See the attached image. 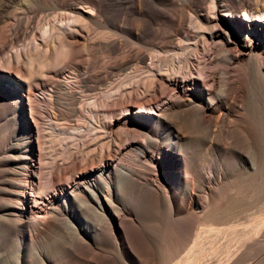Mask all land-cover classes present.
Segmentation results:
<instances>
[{"label": "bare ground", "instance_id": "6f19581e", "mask_svg": "<svg viewBox=\"0 0 264 264\" xmlns=\"http://www.w3.org/2000/svg\"><path fill=\"white\" fill-rule=\"evenodd\" d=\"M111 1L86 0L84 5L70 6L69 20L61 18L59 24L42 28L41 42L11 47L9 52L8 39L0 44V121L5 120L7 126L15 123L21 131L17 147L0 146V162L7 165L0 172L7 175L0 178L4 184L0 186V246L2 236L14 228L28 236L29 247L38 245L36 251L27 252L25 260L19 249L14 264H52L45 252L66 254L74 264H117L114 254L106 250L112 242L117 252L134 250L149 255L155 250L143 226L158 207L165 206L169 217L182 226L192 224L191 217L195 218L196 232L187 251L191 256L184 259L187 264L210 262L204 258L206 254L214 256L215 264L243 263L253 256L256 245L264 248V238L259 235L264 218L254 224L244 221L245 225L238 227L235 217L230 220L221 213L212 214L209 207L215 192L211 182L223 187L227 171L213 162L207 178L199 172L194 175L188 161L200 148L228 158L238 156L242 139L249 148L254 143L252 110L240 98L244 79L260 82L264 88V0H221V13L212 0H191L200 14H188L183 7L168 14L166 9L162 14L176 26L164 31L154 28L152 34L162 40L152 42L148 54L142 49L127 54L118 37L125 32L140 41L149 32L148 18L128 26L113 23L104 13ZM133 2L139 15L148 17L149 10L156 12L150 6L155 0ZM188 20L192 28L187 26ZM92 24L104 30L91 37ZM189 49L205 51L208 59L196 66ZM84 51L90 58L100 53L106 59L116 54L122 60L111 65L104 62L103 67L111 71L87 75V68L99 60L80 61ZM61 67L70 70L69 79L42 82L41 78L49 79ZM195 69L199 76L183 79L179 90L180 78L194 74ZM116 75L130 77L132 82L116 84ZM189 81L194 86L186 89ZM139 87L150 95L137 101L136 117L129 112L122 121L120 114L124 109L131 111L132 103L112 108L110 101L131 95ZM42 89L48 91L47 109L52 119L45 132L50 141L60 143L59 150L53 144L58 151L51 147L46 155L38 115L42 101L38 92ZM155 104L159 111H150ZM104 106L109 108L104 111ZM114 120L123 127L115 129ZM130 124L132 127H125ZM85 126L92 142L83 140L81 145L78 140L86 135ZM157 131L162 138L156 137ZM126 149L127 154L121 157ZM244 158L249 179L261 165L253 155ZM163 159L186 165V169L172 170L173 176L167 175L175 180V186L162 176ZM145 161L157 166L156 179L150 177L147 168L151 166ZM186 170L189 176H182ZM200 188L206 190L205 195L200 194ZM128 202L135 205L130 208ZM223 252L225 259L219 256ZM170 261L169 257L166 263Z\"/></svg>", "mask_w": 264, "mask_h": 264}, {"label": "rangeland", "instance_id": "374dc122", "mask_svg": "<svg viewBox=\"0 0 264 264\" xmlns=\"http://www.w3.org/2000/svg\"><path fill=\"white\" fill-rule=\"evenodd\" d=\"M61 1L63 0H0V44L2 43V41L4 42L6 39H8V41L11 42L7 49L9 52L12 49L11 47L18 48V46L22 47L24 45L23 46L24 48L26 47V45L29 46V43H31L30 45H33V43L35 42H39V41L41 42L43 40L42 33H44L42 30L46 28L45 26H47L49 23L59 24L60 23L59 21H62L60 20L61 18L63 19L66 18L65 21H68L69 20L68 16H71V14L67 13L68 8L79 6L80 4L84 5L85 3L83 2L86 0L84 1L83 0H64L66 5L64 3H63L64 5H62ZM183 1L184 0H155V2L150 6H152V9L156 10V12H154L153 10H149L148 17L147 16L145 17L143 15L137 14V12L135 11V5H134L133 0H113L108 3L109 5L107 8L104 9V13L106 14V16L109 18L111 22L116 23V24H122L125 26L126 25L128 26L129 24H138L139 21L140 22L142 21V18H148L149 32L147 34H143L142 39L140 41L135 39L134 36L132 37L131 35L125 32L118 34V37L122 41V48L126 50L127 54H130V53L134 54L140 51V49H142V51L146 53L147 51H149V47L152 42L158 43V41L161 42L162 40L161 38L159 39V37H155L152 34V32L154 31V28L156 30L162 29L164 31V30L169 29L170 27L176 26L175 23L171 22L170 19L166 17L167 15L162 14L164 11L167 12L166 9L169 11L168 14L171 13V9L177 10V9H180L181 7L185 8L188 11V14H195V13L200 14V10L193 3V1L189 0L186 3ZM195 1L199 2L200 0H195ZM212 1H215L217 3L219 12L221 13L222 12L221 6H220L221 0H212ZM209 3L207 2L206 5L207 6L210 5ZM261 4L264 5L263 2ZM123 17L125 18V21L123 20ZM91 26L93 29V30L91 29V37L96 36L100 30H104L103 28H100L99 25H96V24H92ZM187 26L189 28H192V23L190 20H188ZM33 35H35L36 37L34 36L35 37L34 38ZM97 42L99 41L97 40ZM189 51L190 53L194 54L192 56V61L194 64H196V66L199 65V62L208 59L209 54L205 53V51L203 50H201L199 53L197 51H195L194 53L193 52L194 50L192 51V49H189ZM6 53L3 54L2 56L5 57L4 55H6ZM146 54H148V52ZM81 55H82V58H79L80 61L82 60L89 61L92 58L99 60L98 64H96L97 66L95 65L93 68H91L90 66V70L89 68H87L88 69L87 75H93L97 72L105 73L107 71H111V68L103 67L104 62H107L108 64L111 65L113 63L120 62L122 60V57L116 54L112 55L113 57L110 59L109 58L106 59L104 55L100 53H98L96 56L91 57V58L90 56H88L87 52L85 51L84 53H81ZM15 65L17 66V64ZM6 69H8L7 65H6ZM57 70L59 72L57 71L56 73H52L53 75L49 76L48 77L49 79L41 78L42 82H53V81H59V80L65 82L67 79H69L68 77L70 76L69 74L70 70L68 68L61 67V68H58ZM184 76H183L184 78H180L179 80L180 81L179 90L183 89L181 87V85H183L184 83L183 79H187L188 77L197 78L199 76V70L195 69L194 74L187 73ZM44 77H47V76H44ZM1 79H2V76H0V80ZM114 79H117V81L114 80L116 84H119V81L127 82L128 84L130 83V81L132 82L130 77L122 79L121 75H116ZM91 83L95 84V82L93 81H91ZM242 83L243 84H242L241 94L243 93L242 94L243 97L241 96L240 98L242 99L241 102L242 103L244 102V104L247 107L249 106V108L252 110L250 114V117H251L250 121H251V129L253 132V142L254 143L252 144L251 148H249L248 145L244 142L245 140L242 139L241 143L242 144L245 143V145L244 144L242 145L241 143H239L240 145L239 154L236 157L226 158L220 153L212 154L208 152L206 149L200 148L197 154L188 161V168H190L191 171H193L194 175H196L199 172L202 175V177L207 178V174L209 171L208 167H210L213 162H215L218 167L220 165L223 166L224 170L227 171V176L225 178V181H223V187L222 186L220 187L216 183V181L211 182V184L214 187L215 201L211 203L209 210L212 209L211 210V212L213 211L212 214L221 213L220 215H224V217L227 216L230 218V220H233L235 217L234 220H236L235 222L239 224L238 227L239 226L242 227V225L244 224V221L246 222L245 224H254L260 221L262 218H264V88L261 86V84H259L260 82L258 83L257 81L250 79V78L242 80ZM185 86H186V89H191L193 88L194 84L189 81L186 83ZM197 86H200V85L197 84ZM77 90L80 92L79 89ZM38 93L42 100L40 101L41 105L39 104V108L41 109V111L39 110L40 114L38 115L41 119L40 128H41V132L43 133V137L41 138L43 139L42 145L44 146L43 153L46 155L47 152L50 151L51 147L52 148L55 147V150L58 151L60 149L59 147L60 143L58 144V142L56 143V141H50L45 132L49 129V127L52 124L51 114L49 110L47 109L48 102H49L48 101V91L47 89L44 91L42 89ZM132 93L133 94L131 95H127L126 93L121 96H115L110 101V105L112 108L113 107L121 108V106H123L126 103L127 104L132 103L133 108L131 111L128 109H124L122 113L120 114L119 117H122V121H126V118H128V116H125V114L126 113L128 114L129 112H132L133 117L134 116L136 117V115H138V110H139V109L137 110L136 108L137 101L143 98H146L150 95V92H148L147 89L144 87H139L138 89L133 90ZM167 101H169V99ZM241 102L239 101V103ZM248 102H250V104ZM151 107L152 108H150L149 110L153 112H157L160 109V106H158L157 104ZM57 108L64 111L62 107H57ZM102 108H104V111H105L109 107L104 106ZM143 109L145 108L143 107ZM18 119L20 120V117H18ZM114 122H115V129H119L120 127H123V124L119 123L118 120H114ZM125 127H132V125L131 124L129 126L125 125ZM82 129L86 131L85 133H83V135L84 134L86 135L82 136V138L84 137L83 139L79 137L80 139L78 138L79 140L78 139L76 140L81 142V145H82L83 140L86 141V142L83 141L84 143L92 142L91 141L92 136L90 138L91 134L90 133L88 134L89 132L88 127L86 126L84 128L82 127ZM131 129L134 130V128H131ZM20 133H21L20 127L17 124L14 123L10 126H7V122L5 120H1L0 121V146H3L5 144H10L9 149L17 147L18 143L20 142L19 140L20 135H21ZM156 134H157L156 137L158 138L163 137V134L160 131H157ZM141 139H144V137ZM53 144H56V146L58 145L59 147V148L57 147L58 150L56 149V146ZM166 146L168 147V144H166ZM245 150H247L248 152H246ZM251 150H254V151H251ZM248 153L250 154V156L253 155L254 160L257 161L258 164L261 165V168H260L261 170L259 169L258 171H256L254 173V176L249 179H247L246 174H245V170H244L245 160H243L244 157L249 156ZM126 154H127V149L121 152V157ZM163 160L164 161L161 163V165L163 166L164 170H162L161 173H162V176L166 179H168L167 175L173 176L172 170L180 171L181 168L186 169V165L185 167H181V166H178L177 163H173L172 161L169 162L167 159H163ZM5 162L6 161L0 162L1 164L0 172L5 170V168L7 167ZM145 163L151 166V168H147V171H149L151 174L150 177L156 179L157 172L154 168H157V166L154 165L153 162L145 161ZM11 166H14V165L12 164ZM172 166H174V169ZM182 173H183L182 176H189V174L187 173V170L182 171ZM0 176H1L0 177L1 179L2 177H7V175L4 173H1ZM168 182L172 186L176 185V184H173L175 183V180L173 178L168 179ZM0 186H4V184L2 183V180L0 181ZM6 186H8V183H6ZM177 191L179 192V190ZM200 194L205 195L206 190H204V192L203 190H201ZM202 198L204 197L202 196ZM133 205L135 204L128 202V206L130 208H132ZM191 218H192L191 220L193 221L192 224L190 222L187 224V226L186 225L182 226L179 224V222L169 217L168 210L165 206H160L155 210V212L146 221L148 223L145 222L143 226L144 232L153 240V243H154L153 248L155 250H153L151 254L145 255L144 253H141L143 255L141 254L139 255V252H136L134 250L133 251L126 250L123 252H117L116 250L114 251L115 248L113 247V244H114L113 242L108 244V246L106 247V250L109 253L114 254L117 264H147L146 262L148 261H146L145 259L149 260V262L150 261L155 262L154 264H168V263L174 264L177 262H179L178 264H183L184 262L185 264H187L186 261H184V259L187 258L186 256H191L189 255L191 253L188 254L187 251H189V245L192 244L191 242H193V238L195 236L194 233L196 232V229H195L196 224L194 222L195 218L193 216ZM216 219L219 220V216L216 217ZM251 220L253 221L250 222ZM212 223L214 222L212 221ZM189 225H192V226H189ZM152 227H154V229ZM190 227H192V229ZM201 227L207 228L206 225L204 226L201 225ZM263 231H264V227L259 232L260 238L262 239L264 238ZM2 239H3V244L0 246V264H14V259L17 256L19 249L22 251L23 260L26 259V254L29 250L30 252L31 251L34 252L37 250L38 245H35L34 247H29L27 244H29V242L31 241L29 240L28 236L25 235V233H22V232L20 233L18 230H15L14 228H10L8 232H6L2 236ZM116 240L120 241V237L118 235L116 236ZM21 243L23 244V246ZM27 246L28 248H26ZM256 247L257 249L254 250L253 256L249 257L247 260H245L243 263H240V264H264V248H259L261 247L260 245L259 246L256 245L255 248ZM44 255L46 257L47 256L51 257V258L48 257V259L52 262V264L53 263L54 264H74L71 262V260H69V257H67L66 254L57 253V254L49 255V253L45 252ZM59 256L61 257L59 258ZM219 256L225 259L226 253L223 252ZM169 257L172 259V262L170 261L166 263ZM86 258H89V257H86ZM204 258H209L210 262H214L213 260L214 256L212 257V255L210 254H206ZM81 262L82 261H78L76 262V264H83ZM210 262L206 260L204 264H209ZM213 264H215V262Z\"/></svg>", "mask_w": 264, "mask_h": 264}]
</instances>
